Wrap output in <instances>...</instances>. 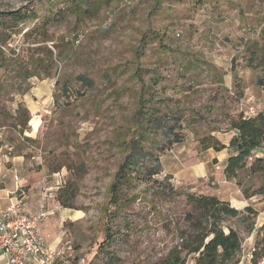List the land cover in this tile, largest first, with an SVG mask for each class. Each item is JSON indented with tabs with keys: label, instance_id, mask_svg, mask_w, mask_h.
<instances>
[{
	"label": "rangeland",
	"instance_id": "374dc122",
	"mask_svg": "<svg viewBox=\"0 0 264 264\" xmlns=\"http://www.w3.org/2000/svg\"><path fill=\"white\" fill-rule=\"evenodd\" d=\"M12 10L35 18L7 31L10 48L32 47L49 64L39 75L50 77H32L21 97L32 104L29 143V129L22 135L12 116L20 96L0 69V159L8 158L0 186L28 173L32 190L18 185L14 195L32 193V208L47 211L42 235L63 251L54 264H158L191 231L184 219L190 192L237 206L240 216L225 224L242 243L252 227L255 242L264 172L226 180L218 165L225 149L204 146L228 144L229 118L264 109V0H0V12ZM176 117L182 140L165 148L164 126ZM138 145L158 154L161 171L149 182L137 174L114 206L110 185ZM21 148L28 155L18 165ZM169 184L174 195L162 189ZM64 186L73 194L70 208L56 201ZM181 255L194 264L193 255ZM240 257L241 250L226 264Z\"/></svg>",
	"mask_w": 264,
	"mask_h": 264
},
{
	"label": "trees",
	"instance_id": "16d2710c",
	"mask_svg": "<svg viewBox=\"0 0 264 264\" xmlns=\"http://www.w3.org/2000/svg\"><path fill=\"white\" fill-rule=\"evenodd\" d=\"M0 17H2L0 19V69L2 77L10 80V87L15 91V94L20 96V99L15 102L12 116L23 135V132L30 128L28 125L29 111L22 103L21 97L28 92L30 86L27 82L32 77H40V79L50 77V73L39 75V68H47L49 64L39 54L34 56L32 47L26 48L25 51L18 49L15 53L9 46L11 36L7 31L15 30L18 22L30 21L35 18L34 16L22 14L19 10H12L0 12ZM28 31H31L30 28L24 31V35ZM259 63L264 68V57L260 59ZM80 80L82 85L90 83L85 76H80ZM259 82L262 83L261 80ZM0 88H3L2 84H0ZM180 121L181 119L176 117L172 124L169 122L165 124L164 136L167 142L164 144L165 148L182 140L181 130L176 131L181 127ZM228 127L233 132L228 145L218 139H213L204 146L213 148L215 151L226 147L232 149L225 160L222 171L225 179L236 180L243 170H246L250 175L264 172V154L260 151L264 143V109L254 116L240 112L235 117L228 119ZM24 137V140L32 143V138ZM137 147L136 152H130L124 157L110 185V203L114 206L121 207L118 202L123 186L134 181L137 174H144V178L149 182L154 180V176L161 171L158 154L146 150L140 145ZM18 153L22 156L28 155L24 148H21ZM145 161L149 162L151 166H145ZM132 172H134L133 176H131ZM163 185V183H158L157 186L161 188ZM162 189H168V194L174 195L175 191L172 185L169 184ZM242 193L245 199L250 197L245 190ZM72 198L70 187L64 186L58 189L56 201L60 206L70 208ZM184 201L187 206L184 219L189 223L191 231L190 233L183 232L180 236L179 248L170 249L158 264H185V258L181 252L193 255L194 264H226L240 251L242 239L235 228L225 223L229 218L240 216L241 210L232 206L229 200H222L212 193H186ZM243 210L247 213L253 212L250 205L244 206ZM107 229L109 228H106V234L110 236ZM247 229L248 233L254 231L252 227ZM257 234L255 244L264 248V222L258 227Z\"/></svg>",
	"mask_w": 264,
	"mask_h": 264
},
{
	"label": "built area",
	"instance_id": "2783aa9c",
	"mask_svg": "<svg viewBox=\"0 0 264 264\" xmlns=\"http://www.w3.org/2000/svg\"><path fill=\"white\" fill-rule=\"evenodd\" d=\"M248 113L253 114L254 108L249 107ZM47 215L42 207L27 211L16 197L0 209V264H54L62 257V249L48 245L41 233ZM240 250V264H264L262 246L245 242Z\"/></svg>",
	"mask_w": 264,
	"mask_h": 264
},
{
	"label": "crops",
	"instance_id": "0c3cea01",
	"mask_svg": "<svg viewBox=\"0 0 264 264\" xmlns=\"http://www.w3.org/2000/svg\"><path fill=\"white\" fill-rule=\"evenodd\" d=\"M26 107L28 108V110H29V134H30V138H32V104H26ZM34 111H38L37 110V108H35V109H33V112ZM37 127V123H34L33 124V130H35V128ZM228 145V144H227ZM225 149V151H226V153H225V155L222 157V159L218 162V165H219V167H220V169H221V173H222V175H223V167H224V164H225V160H226V158H227V156L232 152V149H230V148H228V147H226V148H224ZM260 151H262V154H264V150H263V148H261V150ZM223 152V151H222ZM1 156H6V155H1ZM22 157V155H16L14 158H16V162L15 163H17L18 165L19 164H22L23 163V161H24V159L23 158H21ZM20 158L22 159L21 160V162H20ZM12 161H15V160H12ZM18 161V162H17ZM7 163L8 162V158L6 157L5 158V160L4 159H0V169H2V168H4L5 166H4V164L3 163ZM14 163V164H15ZM25 163H27V162H25ZM24 164V163H23ZM17 165V166H18ZM8 166H9V164H8ZM15 166L14 165H10L6 170H7V172L10 170V171H12L13 170V168H14ZM5 169V168H4ZM31 169V168H30ZM30 171H32V170H30ZM6 174H4V176H5ZM27 175H28V173H26V175H24V177H22V178H20V180H18L17 179V181L16 182H13V184L12 183H6V181H8V180H6V181H1L3 184L0 186V191H5V189H6V192L4 193V195L1 197L0 196V209H3L6 205H7V203L9 202V200H11L12 198H19L21 201H22V203L24 204V208L27 210V211H30V212H32V211H35V209H33L32 208V193L31 194H29V195H25V193H22L23 195H21V194H19V195H14V192H15V190L16 189H18V185H20V186H24V187H27L28 186V188H27V190H32V187H31V182H30V180H29V178H27ZM225 180V179H224ZM226 181V180H225ZM25 201V202H24ZM27 201V202H26ZM246 201L247 200H245V199H241V200H239L238 202H240V205H241V207H244L245 205H246ZM236 208H237V206H235ZM258 217H260V216H258ZM259 221V220H258ZM264 222V217L262 216L261 218H260V222H259V224H258V227L262 224ZM43 223V222H42ZM42 223H41V225H40V229H41V233H42ZM247 241V242H246ZM245 242L246 243H252V242H254V232H252V233H249V235H248V237H247V240H246ZM3 259V257L2 256H0V260H2Z\"/></svg>",
	"mask_w": 264,
	"mask_h": 264
}]
</instances>
